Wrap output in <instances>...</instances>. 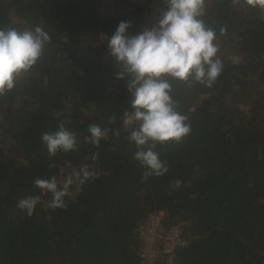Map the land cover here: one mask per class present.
<instances>
[{"label": "trees", "instance_id": "1", "mask_svg": "<svg viewBox=\"0 0 264 264\" xmlns=\"http://www.w3.org/2000/svg\"><path fill=\"white\" fill-rule=\"evenodd\" d=\"M165 8L166 0H0V27L39 26L51 37L0 96V264H141L137 228L154 210L186 241L173 264H264V10L205 0L201 19L215 30L222 73L211 87L170 81L191 131L179 144L157 145L169 170L142 181L146 169L123 124L126 80L116 77L108 39L121 21L133 35L151 27ZM61 121L78 150L50 157L40 137ZM92 123L110 130L99 146L85 141ZM85 166L97 178L81 184L72 174ZM53 176L61 186L73 180L66 208H50L51 194L34 185ZM175 180L181 186L171 191ZM28 196L41 197L32 216L17 207Z\"/></svg>", "mask_w": 264, "mask_h": 264}, {"label": "clouds", "instance_id": "2", "mask_svg": "<svg viewBox=\"0 0 264 264\" xmlns=\"http://www.w3.org/2000/svg\"><path fill=\"white\" fill-rule=\"evenodd\" d=\"M238 3L239 0H233ZM251 7L264 10V0H244ZM205 0H166V8L154 20L151 27H144L135 35L129 33L130 21H121L108 39L109 55L119 71L118 79L126 80L130 97V110L123 112L125 128H131L129 140L134 142L136 159L145 171L142 181L159 177L169 170L167 162L160 159L157 145L169 142L179 144L191 131L187 117L177 111L173 99L171 80H194L211 87L223 70L218 57L219 45L215 30L208 27L201 17L204 15ZM224 29H221V33ZM50 35L41 27L20 30L16 27H0V96L13 90L16 83L37 64L44 54ZM59 113H53L58 117ZM116 117H109V124ZM109 128L92 123L88 126L89 136L85 141L99 146L102 139H109ZM119 138L120 131L113 130ZM46 145L48 155L78 150L76 134L61 121L58 130L44 132L40 137ZM98 154H93V160ZM49 167H55L49 164ZM79 183L97 178L87 166L74 172ZM73 182L69 178L62 186L55 176L49 179L37 178L34 185L42 194H51L49 207L53 210L66 208L64 197ZM180 180L171 182V191L181 186ZM40 196L21 198L17 207L28 216L34 214Z\"/></svg>", "mask_w": 264, "mask_h": 264}, {"label": "built area", "instance_id": "3", "mask_svg": "<svg viewBox=\"0 0 264 264\" xmlns=\"http://www.w3.org/2000/svg\"><path fill=\"white\" fill-rule=\"evenodd\" d=\"M165 216L164 211L154 210L138 225L141 264H158L160 259L164 264H173L174 251L186 244L179 225L165 227Z\"/></svg>", "mask_w": 264, "mask_h": 264}, {"label": "rangeland", "instance_id": "4", "mask_svg": "<svg viewBox=\"0 0 264 264\" xmlns=\"http://www.w3.org/2000/svg\"><path fill=\"white\" fill-rule=\"evenodd\" d=\"M225 57L231 62H234V63L240 62V58L238 56H236L235 54H227ZM234 106L241 113H243V112L248 113V111H249V106L246 104L239 102V103H235ZM61 182L64 183L63 178H61Z\"/></svg>", "mask_w": 264, "mask_h": 264}]
</instances>
